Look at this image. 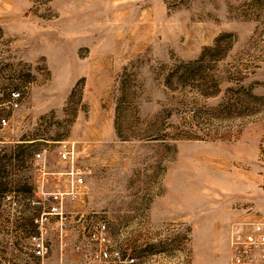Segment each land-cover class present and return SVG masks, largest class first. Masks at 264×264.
Segmentation results:
<instances>
[{
  "label": "rangeland",
  "instance_id": "obj_1",
  "mask_svg": "<svg viewBox=\"0 0 264 264\" xmlns=\"http://www.w3.org/2000/svg\"><path fill=\"white\" fill-rule=\"evenodd\" d=\"M12 90L0 264H82L99 222L151 264H229L232 226L264 220V0H0V101ZM61 141L91 173L41 257Z\"/></svg>",
  "mask_w": 264,
  "mask_h": 264
},
{
  "label": "built area",
  "instance_id": "obj_2",
  "mask_svg": "<svg viewBox=\"0 0 264 264\" xmlns=\"http://www.w3.org/2000/svg\"><path fill=\"white\" fill-rule=\"evenodd\" d=\"M23 93L12 90L7 99L0 101V111H14L20 107ZM0 124L6 125L7 119L0 118ZM59 157L68 163L64 171L51 173L58 181L66 182V187L61 185L54 189L45 190L44 186L38 187L37 198L44 208L40 217L39 233L33 236L34 250L36 255L43 257L47 251L43 225L52 216L57 217L60 244L58 249L63 251V243L66 233L68 216L65 213V204L69 198L81 195L85 189V178L91 173L89 168H81L76 164L77 148L74 143L61 141L59 143ZM46 150H43V152ZM43 152L34 155L36 160L43 159ZM44 176H49L46 164L42 166ZM109 228L105 222L97 223L89 231V241L92 244L91 251H81L78 247L79 257L82 264H151L149 261L137 255L124 253L120 248L113 245L109 237ZM229 264H264V220L236 223L232 226L229 236Z\"/></svg>",
  "mask_w": 264,
  "mask_h": 264
}]
</instances>
